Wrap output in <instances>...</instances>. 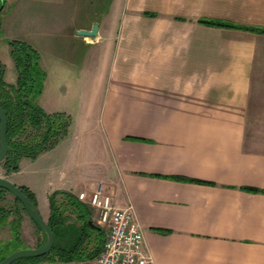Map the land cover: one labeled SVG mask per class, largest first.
Wrapping results in <instances>:
<instances>
[{"label":"crops","instance_id":"obj_1","mask_svg":"<svg viewBox=\"0 0 264 264\" xmlns=\"http://www.w3.org/2000/svg\"><path fill=\"white\" fill-rule=\"evenodd\" d=\"M122 5L107 29L114 57L99 101L107 193L116 206L132 205L153 264H264V32L198 21L264 28V0ZM40 65L42 96L50 75L41 54ZM64 80L49 93L69 92ZM80 159L74 179L41 186V204L35 181L18 178L45 220L53 191L95 188L80 178Z\"/></svg>","mask_w":264,"mask_h":264},{"label":"rangeland","instance_id":"obj_2","mask_svg":"<svg viewBox=\"0 0 264 264\" xmlns=\"http://www.w3.org/2000/svg\"><path fill=\"white\" fill-rule=\"evenodd\" d=\"M122 6V0H5L0 7V71H3L5 80L8 83L16 80L8 42L20 40L30 44L43 57L50 75L48 90L42 96L39 95L36 102L39 105L38 100L42 102L50 110L47 111L40 105L47 112L64 111L71 117L66 136L34 158H20L17 170L10 172L9 180L15 184H18L20 177L35 181L39 204L42 202L41 186L48 181L54 184L58 180L74 179L77 172L75 164L80 157V161L84 163L81 167L85 169L80 173V178L84 181L89 178L90 186L96 188L100 185L105 192L109 189V184L102 179L110 171L111 162L100 131L99 101L114 57L113 39L109 37L114 33L107 29L111 30L118 21ZM94 23L98 25L97 34L85 36L90 41L88 48L82 43V35L77 34L76 27L84 25L90 29ZM70 61L74 63L68 64ZM61 78L65 79L63 83L68 85L70 93L50 94V91L55 90L54 83ZM51 165L54 166L52 173L45 172ZM6 174L8 173L0 166V176ZM14 197L11 192H5L0 204L20 209L19 219L18 216L11 215L19 224H15L13 228L3 225L0 228V241L10 238L14 231H18L25 246L37 247L45 240V234L28 217L25 209L22 210L15 203ZM61 200L63 196L57 194L56 202L61 203ZM48 203L43 204L47 206ZM88 209L89 220L99 225L97 211L90 206ZM39 210L43 214V207ZM102 229L105 238L106 230ZM90 248L91 244H87L86 249ZM88 263L81 259L63 261L44 257L36 264Z\"/></svg>","mask_w":264,"mask_h":264},{"label":"trees","instance_id":"obj_3","mask_svg":"<svg viewBox=\"0 0 264 264\" xmlns=\"http://www.w3.org/2000/svg\"><path fill=\"white\" fill-rule=\"evenodd\" d=\"M4 1L0 0V7ZM148 14L153 15V13ZM198 21L208 25L264 32V28L261 27L241 25L219 19L200 18ZM8 43L16 71V80L14 83H8L4 78L3 71H0V105L7 115L8 150L0 162L5 173L17 170L20 158H34L40 152L53 147L67 135L71 125V117L68 113L64 111L47 112L36 102V98L42 92L46 78V71L40 65L39 52L30 44L20 40H11ZM168 177L201 182L198 179H188L179 175ZM19 187L30 199L36 201L34 194L28 187L24 185ZM5 192L10 191L0 187V201ZM57 194L63 196L61 203L56 202ZM14 201L24 210L17 197H14ZM19 212V208H7L0 204V228L3 225H9L13 228L15 224H19L18 220L16 222L11 217V215H15L19 219ZM72 217L74 218L72 219ZM89 219L90 212L87 204L79 201L69 191H53L50 194V214L47 219V223L54 233V243L51 250L40 256L17 258L9 264H36L38 260L44 257L50 260L63 261L81 259L87 260L90 264V261L102 247L104 232L92 220H90L92 222L90 224ZM38 229L40 228L38 227ZM43 242L41 241L38 246ZM87 244H91V248L88 250L86 249ZM24 247L27 246L23 243L18 231H14L10 238L0 241V261L12 251Z\"/></svg>","mask_w":264,"mask_h":264},{"label":"built area","instance_id":"obj_4","mask_svg":"<svg viewBox=\"0 0 264 264\" xmlns=\"http://www.w3.org/2000/svg\"><path fill=\"white\" fill-rule=\"evenodd\" d=\"M77 197L97 211V222L106 230L102 247L91 264H153L130 205H114L110 194L100 185L88 193L79 192Z\"/></svg>","mask_w":264,"mask_h":264},{"label":"water","instance_id":"obj_5","mask_svg":"<svg viewBox=\"0 0 264 264\" xmlns=\"http://www.w3.org/2000/svg\"><path fill=\"white\" fill-rule=\"evenodd\" d=\"M97 29H98V25L97 23H94L90 29L77 30V34L83 36H94L97 33ZM6 130H7V115L4 109L2 108V106L0 105V162L4 159L8 150ZM0 187L7 189L20 200L27 214L45 234V241L40 246L24 247V248L16 249L11 253H9L8 255H6L0 261V264H9L13 260L21 257L40 256L48 253L51 250L54 243V233L49 227L47 221L42 217L36 203L32 199H30L21 190V188L18 185H16L6 177L0 176ZM89 223L92 224L90 220Z\"/></svg>","mask_w":264,"mask_h":264}]
</instances>
